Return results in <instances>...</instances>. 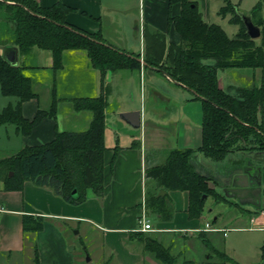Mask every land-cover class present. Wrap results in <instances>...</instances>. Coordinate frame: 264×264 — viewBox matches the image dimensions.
<instances>
[{"label": "crops", "instance_id": "0c3cea01", "mask_svg": "<svg viewBox=\"0 0 264 264\" xmlns=\"http://www.w3.org/2000/svg\"><path fill=\"white\" fill-rule=\"evenodd\" d=\"M33 1L44 8L62 3L71 9L64 18L66 24L88 34H98L105 45L125 54H137L138 61L141 60V62L137 70H117L107 72L102 77L101 73L91 66L89 58L82 50L63 51L61 64L57 68L54 67L53 56L49 50L32 47L25 53L18 52L17 64L24 67V74L30 79L32 90L37 95L21 104L22 117L32 120L38 110H50L52 100L56 101L53 116L42 117L28 135L21 136L17 134L16 129L13 130L21 139L20 149L25 146L48 143L53 139L56 132L86 130L93 118V113L90 110L75 109L73 102L75 99L94 98L104 93L103 182L105 192L98 197L88 191L86 203L73 206L54 194L49 187L36 186L32 182L26 181L20 190L6 191L0 179V258L4 256L15 264L18 261V255L23 256V252H28L27 259L32 264H34L36 253L39 264H54V257L57 256L59 259L66 255L64 249L67 239H64L62 232L59 231L62 228L59 227L60 221L63 223H78L80 221L94 223L103 231L104 243L110 247H115L120 243V239L125 238V232L129 233L128 242L132 239L143 238L146 233L138 231L139 211L143 204L147 219L151 213L156 222L153 223L151 219H148L155 229L153 232H148L149 237L158 242L165 238L169 246H173L172 240L167 237L170 234L182 232L196 233L200 236L207 232H222L224 235L226 228L222 224L212 225L206 221L202 226L199 223L198 220L206 211L207 205L199 218L190 219L187 213V191L161 190L156 186L153 179L145 177V171L148 168L164 164L170 151L197 149L201 145V119L199 122L193 121L184 113V108L189 105L187 104L188 101H194L191 102L193 107L198 108V102L201 103V99L191 89L168 77L163 69L155 65H148L144 61L150 60L158 64L169 61L172 48L177 46L180 41L171 20L180 14L181 5L179 3L170 5L169 0H135L138 13L136 12L134 15L132 12L134 9L127 7L128 0ZM190 1L196 4L202 20L206 23L220 26L216 20H218V16H225L221 14V10L229 3L239 16L249 17L253 25L259 28V32L262 28L264 33V0ZM257 4H260V9L253 14L252 9ZM241 6L247 7L246 13L239 12ZM234 25L239 28L238 24ZM1 29L0 20V35ZM262 35L259 34L258 38ZM130 46L132 50H130ZM14 47L16 46H0V53L5 58L6 56L11 57ZM218 71L223 70L216 71L217 81L219 80ZM261 75L260 69V79ZM156 76L165 80V83L168 84V91L161 90L158 84H163L164 81ZM147 78L149 80L157 79L158 82L150 83L155 91L152 90L151 93L145 95L144 87ZM218 85L222 89L219 81ZM113 87L121 95L115 96V99L111 94ZM157 91H161L162 94ZM41 93L43 96L39 97ZM133 93H136V104L132 103ZM111 101H114L117 107L114 110V119L107 121L105 111ZM8 103L14 104L15 99L4 102L0 106V110ZM133 111L140 112L138 128L131 127L119 117L121 113ZM81 120L84 122L79 126ZM106 126L109 130V137L107 136V138H105ZM117 126L121 128V132L115 129ZM149 127L151 132L148 135L147 128ZM166 129L169 130V133H166ZM165 134L170 136L166 137ZM150 147L155 155L148 158L146 153ZM159 151L165 152L164 158L156 156ZM114 152L116 155L112 159ZM237 152L239 155L248 154L247 149L237 150L231 152L233 157L230 159H226L229 153L223 160L215 162L203 154L195 152L192 162L197 168L204 171L219 170L227 168L226 166L229 164L237 163L239 159L238 156H235ZM204 159L213 163L209 164V161ZM111 160H113L112 163ZM224 160V165H216ZM221 172L223 173L224 170ZM207 179L209 180L207 181L209 188H212L213 180ZM160 191H164V193L159 195ZM165 194L166 202L172 208L171 217L168 220H162L159 217L155 210L156 206L146 208L150 196H164ZM210 198L212 203L217 206L228 205L236 208L239 212L247 211L250 214L246 221L236 211V222L244 220L247 225L229 229H252L262 231L264 235V216L251 217L252 213L260 214V210L264 211V204L259 210H256L248 204H238L233 198L222 197L219 202H216L213 197ZM148 208H150L149 211ZM101 212L102 216L100 215ZM23 215L41 216L43 218L42 229L36 232L23 231ZM216 220L217 218H214V221ZM52 221H55L54 223L58 227L53 226ZM100 222H103V225H100ZM206 224L219 231L204 230ZM16 259L17 261H15ZM49 259L50 261L47 263ZM121 261L122 264H129L130 262L137 264L139 258L124 251L121 255Z\"/></svg>", "mask_w": 264, "mask_h": 264}, {"label": "trees", "instance_id": "16d2710c", "mask_svg": "<svg viewBox=\"0 0 264 264\" xmlns=\"http://www.w3.org/2000/svg\"><path fill=\"white\" fill-rule=\"evenodd\" d=\"M176 3L181 5V12L171 22L179 35V44L172 48L167 63L144 61L163 69L168 77L191 89L201 99V145L197 149L170 151L164 164L148 168L145 177L153 179L161 190L187 191L188 217L194 219L203 211L204 196H211L216 202L223 197L209 188L207 178L195 172L192 166L195 152L218 162L237 150L264 151V44L246 34L239 14L229 3L221 14H231L230 23L239 25L237 34L231 38L220 26L204 22L193 1L169 0L170 5ZM259 9L260 4L255 5L252 13ZM70 10L62 3L44 8L33 0H0L1 34L5 35H0V46L14 45L21 54L32 47L49 50L55 68L61 64L63 51L82 50L102 77L107 72L139 69L137 54L120 52L105 45L98 34H88L66 24L64 18ZM262 33L261 28L260 35ZM205 60L214 63L205 64ZM242 68L261 69L259 84L237 88L234 95L219 87L217 70ZM0 92L4 97L15 99L14 104L8 103L0 110V126L14 124L21 136L28 135L42 117L54 114L56 101L53 99L50 110H38L32 120L22 117L21 104L37 95L24 74V67L11 65L1 53ZM73 105L77 110L92 111L89 127L79 132H56L48 143L25 146L14 155L0 159L4 190H20L23 183L29 181L36 186L49 187L73 206L83 203L88 191L102 196L104 93L94 98L75 99ZM115 155L116 152L112 159ZM148 206H156L162 220L170 219L172 208L166 202V194L150 196L146 208ZM42 227L41 216H22L23 231L36 232ZM143 239L145 251L153 252L163 264H175L169 250L157 240L149 236ZM260 260L264 264V238ZM34 264H39L37 253Z\"/></svg>", "mask_w": 264, "mask_h": 264}, {"label": "rangeland", "instance_id": "374dc122", "mask_svg": "<svg viewBox=\"0 0 264 264\" xmlns=\"http://www.w3.org/2000/svg\"><path fill=\"white\" fill-rule=\"evenodd\" d=\"M128 2L129 4L127 7L134 9L132 11L133 14L135 15L136 12L138 13V6L135 4L136 1L128 0L127 3ZM245 9H247V7L245 8L241 6L239 7V12L244 14L246 13ZM230 18L231 14H225L224 17L218 16L216 23L219 24L225 33L231 38L237 34L239 28L237 25L230 23ZM1 37H5V35L2 36L1 34ZM256 42L264 44V33L260 38L256 39ZM162 43H164L163 40ZM133 44H131L132 47ZM132 47L130 46V50H132ZM203 63L212 65L214 61L205 60ZM217 76L222 89L225 92L234 95L236 93V88L238 87L241 88L258 85L260 82V69H226L223 71H218ZM156 77L164 81L163 84H158L161 90L168 91V84L165 83V80L160 76ZM155 82H158V80H149L148 78L145 80V95H148L149 92L151 93L152 90H154L150 83L153 84ZM157 92L161 93V91ZM111 94L114 99L115 96H121L114 87L111 90ZM42 96V93L41 95L39 94V97ZM9 100L11 101L13 98L4 97L0 92V106ZM191 102L194 101L191 100L187 102L189 105L184 108V113L187 114L193 121L196 120L199 122L201 119V103L199 101L198 108H194L192 105L193 103ZM132 103H137L136 93L132 94ZM116 107L117 104H115L114 101H111V103L106 108L105 116L107 121H112L114 119L113 115ZM150 113L152 114V111H150ZM81 121L82 122L79 124V126H81L84 122V120ZM14 129V124L0 126V159L14 155L19 151L18 149L21 148V139L14 133ZM115 129H117L118 132L122 131L119 126H117V128L115 127ZM147 130L149 135L151 128L149 127ZM166 133H169L168 129H166ZM107 136L109 137V130L106 126L105 138H107ZM165 136L169 137L170 135L165 134ZM159 141H161V139H159ZM157 143H155V145H158ZM146 154L148 158L155 155L151 147L148 149ZM156 156L158 158H164L165 152L159 151ZM235 156L239 157L238 152L235 153ZM230 157H233V153H230L226 159H230ZM225 160L223 162L217 163L216 165H224ZM207 161H209V164L212 162L210 160ZM211 185L213 187L216 186V184L213 183H211ZM89 192L91 193V191ZM104 192L105 186L103 193ZM210 197H203L205 201L204 207L207 205L206 211H204V214L198 221L200 224H202V226L206 221L212 225L222 224L226 228V233L223 235L222 232H205L206 234L203 236L197 235L196 233L184 232L170 234L167 238L172 240L173 246H169L168 242H166V239L162 238L159 240V242L164 246V248L169 250V256L174 257V260L176 261L175 264H261L260 246L264 236L262 231H255L252 229H229L246 226V221L250 217V214L247 213V211L239 212L236 208L234 209L232 206L228 205L217 206L215 203H212L213 201ZM149 209L150 208H148V211ZM148 211L147 214L149 213ZM236 211L239 212L240 217L245 218L246 221L243 220L236 222ZM100 215L102 216V212ZM259 215L260 214L258 213H252L251 217L256 218ZM214 218H217V220L214 221ZM148 219H151L153 223H156L151 213L149 214ZM54 222L55 221H52L53 226L58 227V225H56ZM60 222L61 224L59 227L62 228L59 231L62 232L63 238L67 239V244L64 249L66 255L59 259L57 256L54 257V264H122L121 255L124 251H127L128 254H132L134 257L139 258V262L137 264H163L161 261L157 260L153 252L145 251V241L143 238L132 239L130 242H128L127 236H129V233L125 232V238L122 237L120 239V243H118L115 247H110L104 243L102 233L103 231L99 229V226H96L94 223H88L85 221H80L78 223H63V221ZM100 225H103V222H100ZM146 236H149V234L146 233ZM22 254L23 256L18 255L19 258L18 261L17 259L15 260L17 261L15 264H32L27 259L28 252H23ZM49 261L50 259L47 261V263H49ZM0 263L14 264L4 256L0 258ZM129 264L132 263L130 262Z\"/></svg>", "mask_w": 264, "mask_h": 264}, {"label": "water", "instance_id": "95a60500", "mask_svg": "<svg viewBox=\"0 0 264 264\" xmlns=\"http://www.w3.org/2000/svg\"><path fill=\"white\" fill-rule=\"evenodd\" d=\"M240 18L246 34L251 39L258 38L260 34L259 28L253 25L249 17L241 15ZM12 49V56H6L5 59L11 65H17L18 50L16 47ZM119 117L133 128H138L140 125L139 111L121 113ZM248 154L249 158H245L243 154L239 155L238 163L241 164V167L223 176V180L217 182L214 178L211 177V179L214 182L213 184H216L213 187L216 193L227 199L233 198L238 204H248L259 210L264 204V151L251 150ZM192 165L195 167L196 173H199L204 178H209L204 170L195 166L194 162H192ZM163 193L164 191H160L159 195ZM72 194H75V190H73Z\"/></svg>", "mask_w": 264, "mask_h": 264}, {"label": "built area", "instance_id": "2783aa9c", "mask_svg": "<svg viewBox=\"0 0 264 264\" xmlns=\"http://www.w3.org/2000/svg\"><path fill=\"white\" fill-rule=\"evenodd\" d=\"M259 213H260L261 216H264V211L263 210H260ZM138 224H139V227H138V231L139 232L148 233V232L155 231V229H153V227L151 226L149 220L147 219L144 204L141 206L140 211H139ZM204 230L219 231L216 228L210 227L209 224L205 225ZM220 231H224V230H220Z\"/></svg>", "mask_w": 264, "mask_h": 264}, {"label": "flooded vegetation", "instance_id": "af4514ba", "mask_svg": "<svg viewBox=\"0 0 264 264\" xmlns=\"http://www.w3.org/2000/svg\"><path fill=\"white\" fill-rule=\"evenodd\" d=\"M251 150H254V151H257V150H255V149H251ZM251 150H247L248 152L249 151H251ZM259 151V150H258ZM247 152V153H248ZM243 155H245V157L246 158H249L250 156H249V154H244L243 153ZM227 168H223V169H219V170H213V171H211L210 169L209 170H206L205 171V173L207 174V176L211 179V177L212 178H214L215 179V181H217V182H220L221 180H223L222 178H223V176H225V175H227L230 171H232V170H234V169H237V168H239V167H241V164L240 163H235V164H232V165H227L226 166ZM224 170V172L222 173L221 171H223ZM214 183V182H213ZM213 188V187H212Z\"/></svg>", "mask_w": 264, "mask_h": 264}]
</instances>
